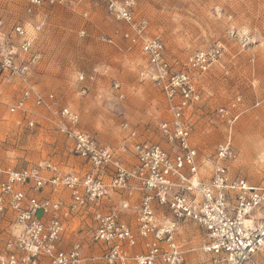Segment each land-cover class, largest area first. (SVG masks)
<instances>
[{"label":"built area","instance_id":"2783aa9c","mask_svg":"<svg viewBox=\"0 0 264 264\" xmlns=\"http://www.w3.org/2000/svg\"><path fill=\"white\" fill-rule=\"evenodd\" d=\"M26 1L29 12L55 4L54 0ZM101 1L117 21L126 24L123 37L140 47L146 59L141 79L155 85L168 101L172 119L162 123L161 133L173 149L142 138L127 123L122 126L127 136L119 147L103 145L82 129L77 112L62 107L57 129L72 142V153L83 162V171H64L52 160L0 167V228L7 236L0 247V264H185L189 248H184L179 234L187 222L205 234L200 250L208 258L206 264H260L264 184L251 185L230 172L227 163L237 159L231 135L218 145L207 177L191 142L189 116L201 98L194 75L219 62L224 47L218 43L199 50L185 68L176 69L162 38L150 33L149 20L136 17L137 0ZM39 29L16 24L11 34L0 32V80L18 78L24 85L11 113H28L26 103L33 95L37 106L54 109V94L38 93L32 79L41 59L35 48ZM106 73L95 69L79 73L77 80L93 82ZM113 88L123 99L121 84L114 82ZM86 92L84 87L82 93ZM219 112L228 124L239 117L225 108ZM26 120L34 127L28 115ZM128 159L134 160L133 166ZM49 187L51 197L43 196ZM59 191L68 192L69 199L57 195ZM113 199L119 204L109 206ZM129 214L135 215V226L125 218ZM87 226L100 253L87 254L81 240L66 244L69 232L80 236Z\"/></svg>","mask_w":264,"mask_h":264},{"label":"rangeland","instance_id":"374dc122","mask_svg":"<svg viewBox=\"0 0 264 264\" xmlns=\"http://www.w3.org/2000/svg\"><path fill=\"white\" fill-rule=\"evenodd\" d=\"M54 1L53 6L29 12L26 0H0L3 34H11L16 24L40 26L35 48L41 59L32 79L38 93L56 98L53 110L37 106L33 95L26 103L28 113H11L24 85L18 78L0 80V167H24L41 160H52L64 171L80 165L72 142L57 129L62 107L77 112L82 129L103 145L119 147L127 136L122 127L127 123L142 138L173 149L161 133L162 123L172 119L168 101L155 85L141 79L146 59L139 46L123 37L126 24L117 21L101 0ZM135 14L149 20L150 33L162 38L176 69L185 68L195 52L222 44L220 61L206 73L194 75L201 98L189 116L191 142L207 177L218 145L231 135L237 159L227 163L230 172L251 185L264 184V0H137ZM95 69L107 73L93 82H78L79 73ZM114 82L121 84L123 99ZM234 103L238 105L232 108ZM222 108L238 119L228 124L219 112ZM27 115L34 127L27 125ZM127 164L133 166L134 160ZM47 189L52 194V188ZM56 194L69 199L68 192ZM88 228L80 236L69 232L66 244L81 240L87 254L100 253ZM204 237L195 223L182 224L179 240L184 248L200 247ZM6 238L0 228V247ZM207 259L198 250L185 264H206ZM259 262L264 264V252Z\"/></svg>","mask_w":264,"mask_h":264},{"label":"crops","instance_id":"0c3cea01","mask_svg":"<svg viewBox=\"0 0 264 264\" xmlns=\"http://www.w3.org/2000/svg\"><path fill=\"white\" fill-rule=\"evenodd\" d=\"M75 158L80 163V165H77L75 167H72L71 166V168H67V169H75L76 171H83V168H84L83 162L80 159H78L77 157H75ZM47 190H45V192L43 193V196H45V197H51V193H49V190L48 191ZM117 204H119V201L117 199H113L111 201V203H109V206H116ZM125 218L129 221V223L131 225L135 226L134 225L135 215L129 214L127 217L125 216ZM200 247H194V246L191 245L189 247V249H188L189 251L186 253V261H187V258L188 259H189V257L192 258V256L194 255V253L196 251L200 250ZM191 249H193V251H190Z\"/></svg>","mask_w":264,"mask_h":264}]
</instances>
